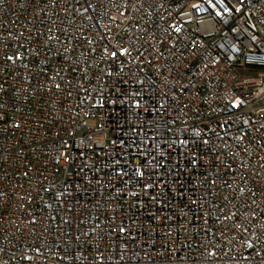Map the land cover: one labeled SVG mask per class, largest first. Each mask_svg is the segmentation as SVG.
<instances>
[{
    "label": "built area",
    "instance_id": "1",
    "mask_svg": "<svg viewBox=\"0 0 264 264\" xmlns=\"http://www.w3.org/2000/svg\"><path fill=\"white\" fill-rule=\"evenodd\" d=\"M0 264H264V0H0Z\"/></svg>",
    "mask_w": 264,
    "mask_h": 264
}]
</instances>
